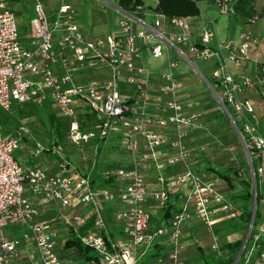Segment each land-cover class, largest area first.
Masks as SVG:
<instances>
[{"label":"built area","instance_id":"obj_1","mask_svg":"<svg viewBox=\"0 0 264 264\" xmlns=\"http://www.w3.org/2000/svg\"><path fill=\"white\" fill-rule=\"evenodd\" d=\"M41 1H32L21 36L9 1L0 0V107L49 101L66 119L68 144L81 146L94 132L98 142L111 130L129 159L105 170L96 184L55 139L46 145L35 142L33 150L34 155H53L55 172L24 167L13 152L30 134L28 128L2 133L0 126V264H184L182 236L194 226L207 230L208 251L221 260L229 251L221 247L215 225L234 217L247 225L229 264H264V62L255 60L253 72L240 70L252 60L250 48L260 44L264 32L257 36L244 30L234 39H218L212 20L169 17L153 7L146 20L141 6L125 10L119 0H104L118 13L115 32L88 35L74 7L60 2L48 12ZM209 1L217 13L232 16L239 0ZM250 5L254 12L246 22L253 24L264 0H250ZM142 50L154 59L163 56L166 68L137 65ZM199 61H211L201 74L211 80L214 100L242 152L235 188L196 165L193 150L185 145L196 124L195 114L183 112L192 101L181 97L179 67L183 63L200 75ZM87 66L106 75L73 81ZM149 99L153 112L147 110ZM90 120L95 131L80 127ZM242 186L248 190L237 193ZM38 200L53 206L49 222L38 219ZM100 204L113 211L117 237ZM153 210L158 211L155 218ZM71 239L85 249L67 244Z\"/></svg>","mask_w":264,"mask_h":264},{"label":"rangeland","instance_id":"obj_2","mask_svg":"<svg viewBox=\"0 0 264 264\" xmlns=\"http://www.w3.org/2000/svg\"><path fill=\"white\" fill-rule=\"evenodd\" d=\"M32 1L16 0V2L11 1V4L9 3L15 15L18 32L21 36L27 30V18L32 14V10L29 9ZM151 1L153 2V0ZM41 2L45 8H52L60 2L74 7L81 29L88 35L111 34L115 32L118 13L99 0H42ZM199 5L202 6V4ZM149 19V17H146V20ZM217 24L221 27L220 39L224 37L234 39L238 32L243 29V26L236 23L233 18H230L227 29L226 19L218 18ZM253 48H250L251 52ZM163 59V56L158 59L147 56L144 64L148 68H157ZM198 64L199 62H195L199 72L201 73V70H203L205 74L206 70L204 68L206 67L201 66L200 69L199 66L201 64L199 66ZM97 68L96 66L84 67L81 73H76L72 76V80L81 81L94 77H104L106 71H98L99 69ZM180 78L181 97L187 96L192 101L191 106L184 107L183 112L185 114H195L196 124L186 136L189 143L186 145L193 150L194 159L196 154L204 157L200 161L202 162L201 167L204 170L212 171L220 178L223 177L217 174V170L225 172L227 179L224 178V180H229L228 183L231 184V188H235L238 181L235 165L243 159V156L232 125L227 118L220 115L213 92L203 81L199 73L181 63ZM20 108L14 104L8 110L0 107L2 133L5 132L4 130L11 132L18 129L19 126L24 125L30 133L26 138H31L34 140V143L43 145L56 139L61 150H67L71 163L77 166L81 172L87 173L89 177L94 176L96 184H100L103 181L105 170L112 168L114 164H125L128 161V155L116 145V139L112 137L111 130L108 131L107 136L103 140H99L98 142L95 140L97 134L94 132V135L85 144L81 146L71 145L64 140V133L67 127L66 119L56 115L55 108L49 101L42 105H34L27 108L23 106ZM86 117L90 118L89 115H86ZM89 122L86 124L81 121L80 127L85 128L88 126V130L95 131L96 127L93 121L90 120ZM198 148L202 149L196 152L195 150ZM205 166H210L212 170ZM247 190L246 186H242L240 189H237V193H245ZM232 193H234V190L230 191V194ZM247 206L249 208V204ZM106 207V204H100L101 213L107 222L110 232L117 237L118 222L113 217V211L108 210ZM74 210L85 212L86 209L75 207ZM246 225L247 223H244L243 218L234 217L219 225H215V229L217 230L220 242L225 243L229 242L227 240L234 241L241 238L244 235ZM189 229L195 230L193 237ZM209 239L210 236L207 234L205 228L201 226L188 228L182 236L183 263L197 264L195 261L197 259L201 260L199 252H203L212 258L210 263L215 264L219 259L210 255L207 247ZM229 254L230 252L220 257V261L225 262Z\"/></svg>","mask_w":264,"mask_h":264},{"label":"crops","instance_id":"obj_3","mask_svg":"<svg viewBox=\"0 0 264 264\" xmlns=\"http://www.w3.org/2000/svg\"><path fill=\"white\" fill-rule=\"evenodd\" d=\"M8 1H9L10 4H11V1L12 2H16V0H8ZM99 1H101L104 4L108 5V7L110 6L104 0H99ZM199 4H202V6H200ZM154 5H155V0H153V2L151 0H142V5L140 7V11L144 14V16H145L144 18L149 17V15L147 13L149 12V10ZM197 6H198V9H199V13H198L197 16L199 18L203 19V20H212L213 23L215 24V37L218 38V39L221 38V36H219L221 34L220 33V28L221 27L217 24V19L218 18H222L223 20L224 19L227 20L226 29L228 28V22H229L230 18H233L236 23H238V24L243 26V29L241 31L249 30L253 34L257 35V36L262 35L263 32H264V10H261L260 12H257V19H256V21L253 24H250V23L248 24L246 22V18L245 19H240L238 15H236V16H234V15L233 16H228V15H222V14L217 13L216 9L213 7V5L211 4V2L209 0H202V1L197 2ZM50 8L51 7H47L46 8L48 12L51 11ZM110 8H113V7L110 6ZM26 25H27V23H26ZM26 32H27V30L25 31L24 35L26 34ZM147 56H148V53L145 50H142L141 54H140V57L138 59H136V64L137 65L138 64H142V65L145 66L144 60H146ZM251 58H252V60L247 62V63H245L243 66H241L240 70L248 72V73L253 72L256 69V67H257L256 64H255V60L264 61V39L261 40L259 45H257L256 47H254L252 49ZM199 64H201V65L199 66ZM199 64H198V66L200 67V69H201V66H204V67H206V68H204L206 70L205 72H207L208 71L207 69L211 65V61H199ZM165 68H166L165 67V59H163L162 62L159 64V67H157V68H149V69L150 70H155V71H156V69H158V71H163ZM179 69L181 70V67H179ZM201 71L203 72V70H201ZM247 94L249 95V97L252 100L256 101V96H255V94L252 91H249ZM23 106H24V108L31 107V106H29V104H26V105H23ZM19 109H21V108H19ZM147 110H148V112H153L154 111V104L152 102V99H149L148 109ZM4 131L7 132L6 130H4ZM186 144H189L188 143V139H185V145ZM43 145H46V144H43ZM33 148H34V140H32L31 138L23 137L21 139L19 147L14 150L13 156L17 160V162H19V164H21L24 167L39 166V167H42V168L46 169L47 171L55 172L56 171V164L54 163L53 155H51L50 153L45 152V151L34 155L33 154ZM19 158H21V159H19ZM203 158H204L203 156H200V155L196 154V157H195V159L197 160V164L196 165L201 167L202 162H200V161ZM210 170H212V169H210ZM149 176L151 177L150 179L152 180L153 179V177H152L153 174L149 173ZM36 205H37V212H38L37 217H38V219L43 220L45 222H49L54 217V208H53V206L51 204L43 202L41 200H38ZM157 214H158V211L157 210H153V215H155L154 218L156 217ZM55 225L59 228L58 224H55ZM187 229H185V232L187 231ZM189 230H191V234H192V237H193V234H194L195 230L194 229H189ZM227 241H230V240H227ZM166 242H167L166 237L163 236V237L160 238V243L165 245ZM199 254H200V252H199ZM200 256H201V254H200ZM200 258H201V260L197 259L195 262L197 264H201V263L204 264L202 257H200ZM188 264H190V263H188Z\"/></svg>","mask_w":264,"mask_h":264},{"label":"trees","instance_id":"obj_4","mask_svg":"<svg viewBox=\"0 0 264 264\" xmlns=\"http://www.w3.org/2000/svg\"><path fill=\"white\" fill-rule=\"evenodd\" d=\"M202 1V0H155V5L153 6V9L166 15V16H190V17H195L199 13V9L197 6V2ZM119 6L122 9L129 10L136 8L137 6L142 5V0H119ZM254 10L252 6L250 5V0H239L238 3L235 6V14L234 16L238 15L240 19H245L253 14ZM208 82L212 86V82L209 78H207ZM220 115L223 117L224 114L220 111ZM111 165V164H110ZM118 164H114L116 166ZM112 166V165H111ZM206 168L212 169L210 166H205ZM217 174L220 175L221 177L227 179L225 176L226 173L217 170ZM229 181V180H228ZM166 212V210H165ZM90 225V221H88L83 229L88 228ZM82 229V230H83ZM241 242V238L234 240V241H229L224 243L221 247L222 248H227L228 251L230 252L228 259L223 262L220 260H217L215 264H229L234 256V253L236 252L237 248L239 247ZM67 244H76V246L79 248L80 245L78 244L77 240L71 239L67 241ZM82 248V247H81ZM80 249V248H79ZM85 249V248H84ZM80 249V250H84ZM201 250V249H200ZM85 253V252H83ZM201 257L203 259L204 264H211V257L208 255H205L203 252H200Z\"/></svg>","mask_w":264,"mask_h":264},{"label":"water","instance_id":"obj_5","mask_svg":"<svg viewBox=\"0 0 264 264\" xmlns=\"http://www.w3.org/2000/svg\"><path fill=\"white\" fill-rule=\"evenodd\" d=\"M200 76H201V78L203 79V81L211 88V86H210V84H209V82L207 81V79L200 73ZM213 92V91H212ZM244 241H242V243H243ZM241 243V244H242ZM236 257H237V254L234 256V258H233V261L236 259Z\"/></svg>","mask_w":264,"mask_h":264}]
</instances>
